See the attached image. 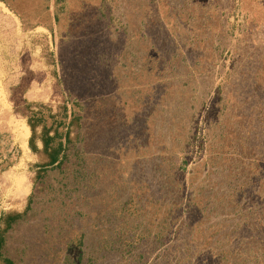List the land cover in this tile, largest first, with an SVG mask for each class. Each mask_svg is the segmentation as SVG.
<instances>
[{
	"label": "rangeland",
	"instance_id": "obj_1",
	"mask_svg": "<svg viewBox=\"0 0 264 264\" xmlns=\"http://www.w3.org/2000/svg\"><path fill=\"white\" fill-rule=\"evenodd\" d=\"M23 88L79 102L85 162L16 264H73L80 237L88 264H264V0H0V211L32 191Z\"/></svg>",
	"mask_w": 264,
	"mask_h": 264
},
{
	"label": "trees",
	"instance_id": "obj_2",
	"mask_svg": "<svg viewBox=\"0 0 264 264\" xmlns=\"http://www.w3.org/2000/svg\"><path fill=\"white\" fill-rule=\"evenodd\" d=\"M27 90L28 88L22 89L21 102L14 104L13 112L26 120L30 130L28 148L37 161L28 164L29 172L32 173V191L26 197L23 208L0 211V264H16L7 254L8 239L18 226L26 223L33 215L35 199L66 198L71 189L78 188L84 181L85 157L78 147L81 141L80 117L71 113L68 108L69 103L79 108V102L66 95L62 103L56 106L59 109L53 112L47 103L27 100ZM44 110L48 111L50 125L46 123ZM62 129L64 131H61ZM187 163L188 161H185L184 166ZM11 166L1 168L0 175ZM76 244L79 251L73 264H88V261L83 262L81 237ZM260 257L264 259V252L260 253Z\"/></svg>",
	"mask_w": 264,
	"mask_h": 264
}]
</instances>
